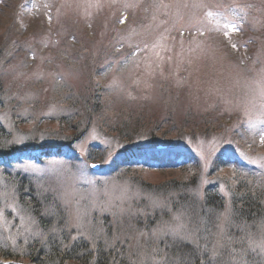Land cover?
Listing matches in <instances>:
<instances>
[{"label": "rangeland", "instance_id": "1", "mask_svg": "<svg viewBox=\"0 0 264 264\" xmlns=\"http://www.w3.org/2000/svg\"><path fill=\"white\" fill-rule=\"evenodd\" d=\"M55 1L0 0V264H264V0Z\"/></svg>", "mask_w": 264, "mask_h": 264}, {"label": "trees", "instance_id": "2", "mask_svg": "<svg viewBox=\"0 0 264 264\" xmlns=\"http://www.w3.org/2000/svg\"><path fill=\"white\" fill-rule=\"evenodd\" d=\"M3 129L4 128H1L0 127V142H1V140L2 139H4V137H5V135L3 134ZM0 149H2V146H0ZM7 152L8 151H4V150H0V159H1V161L3 160V158H5V155L7 154ZM11 151H9V153H10ZM0 161V162H1ZM173 179V178H172ZM177 182L176 181H172V182H170L169 183V185H171V187H168V190H173V189H177V188H179L180 187V189L184 186L183 184H185L186 182H181L179 185H177L176 184ZM165 184H167V182L165 183ZM165 184H162L160 187L162 188H166L167 186H169V185H165ZM164 185V186H163ZM213 186V185H212ZM159 187V188H160ZM158 188V187H157ZM215 188L214 187H211V186H208V187H206V189H205V203H206V206H211V208L213 207V205H214V202H210V199H212V198H214V196H215V198H217V194L215 195V193H214V190ZM183 194V192H179V194H178V198H179V200H181L180 198H181V195ZM214 201H217L216 199H214ZM249 201V200H248ZM258 201H260V200H258ZM172 202V201H171ZM210 202V203H209ZM218 202V201H217ZM172 203H174V204H177L178 205V203H179V201L178 200H174V202H172ZM219 203V202H218ZM245 207L243 208V209H241V208H238V209H236L235 208V215H239V210L244 214V215H248V216H250L249 214H252V215H255V214H259L260 212H261V210L258 208V206H259V203L258 202H253V201H251V202H247V205L245 204L244 205ZM217 207V206H216ZM53 249V251H55L56 249H57V252L56 253H54L53 254V257H51L50 256V258H51V262H52V264H65L63 261H62V259H64L66 256L65 255H60L61 253H59L58 251V245H53V244H51V247L48 249L49 251L50 250H52ZM69 250L71 251V254H73L74 255V248H69ZM44 255V254H43ZM45 256V255H44ZM87 257H88V255H87ZM75 259L74 260V262H76V260L77 261H80V258H75V255L74 256H71V257H69L68 259ZM65 261V260H64ZM193 264H200L199 263V261H195Z\"/></svg>", "mask_w": 264, "mask_h": 264}, {"label": "bare ground", "instance_id": "3", "mask_svg": "<svg viewBox=\"0 0 264 264\" xmlns=\"http://www.w3.org/2000/svg\"><path fill=\"white\" fill-rule=\"evenodd\" d=\"M50 2L51 3H53L54 5H56L57 4V1H55V0H50ZM57 10L58 9H56V11L55 12H57ZM58 16V15H57ZM60 16V15H59ZM53 210L54 211H56V212H59L60 211V208H58L57 206H53ZM54 217H57L56 215H54ZM62 220V218H60V219H56V220H54V221H56L57 223H59V224H63V221H61ZM248 225H249V223H247ZM233 246H236V244H232ZM241 248H242V245H241Z\"/></svg>", "mask_w": 264, "mask_h": 264}, {"label": "snow or ice", "instance_id": "4", "mask_svg": "<svg viewBox=\"0 0 264 264\" xmlns=\"http://www.w3.org/2000/svg\"><path fill=\"white\" fill-rule=\"evenodd\" d=\"M211 259V258H210Z\"/></svg>", "mask_w": 264, "mask_h": 264}]
</instances>
